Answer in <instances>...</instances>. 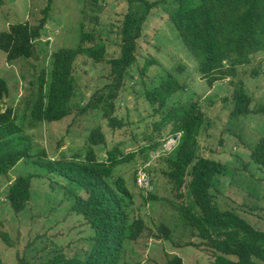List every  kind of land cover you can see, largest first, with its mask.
Returning <instances> with one entry per match:
<instances>
[{
  "label": "rangeland",
  "instance_id": "rangeland-1",
  "mask_svg": "<svg viewBox=\"0 0 264 264\" xmlns=\"http://www.w3.org/2000/svg\"><path fill=\"white\" fill-rule=\"evenodd\" d=\"M142 1L129 7L126 0H52L47 23L35 42L33 58L7 62L5 53L0 51V77L8 89L0 111L12 110V121L19 130L17 137L24 139L32 156L20 160L6 175L0 176V233L6 234L12 245H6L0 238L1 263L13 264L17 258L33 263L36 257L42 259L43 250H56L68 258L86 256L82 252L92 246L88 239L89 225L71 210L73 199L69 200L58 189L51 191L49 184L54 183L55 178L51 181V176L34 162L45 163L47 159L53 161L60 156L73 161L77 154L81 156L78 160L84 157V162L85 142L90 131L99 127L108 149L118 147L126 156L134 153L130 161L120 165L115 176L123 178L131 194V199L126 200L130 221L141 219L145 226L137 241L127 240L122 246L118 264H164L168 256L174 255L184 264H212L211 253L183 214L185 204L192 207L194 213H198V209L187 191L183 201L178 197L173 181L167 176L168 160L175 158L182 133L171 131L170 126L156 132L151 125L158 118L152 114L150 102L145 100L150 84L168 72L188 87L173 102L192 99L204 113L197 156L223 165L222 174L213 179L210 197L221 211L231 210L255 230L264 232V168L250 159L258 141L264 139V113H261L264 53L253 55L250 64L237 68L233 79L210 85L198 74L189 55L174 43L176 38L167 13L177 7V0ZM46 4L47 0H1L0 33L7 32L12 24L37 25ZM128 10L136 18L146 17L137 42V64L128 70V78L113 81L106 62L94 63L79 57L73 67L74 93L69 116L60 122H33L39 77L45 76L47 90L52 55L59 49L76 48L84 32L94 34L105 44L106 60L118 58L123 18ZM145 59L158 64L142 74ZM232 81L241 82L254 113L240 117L231 115ZM94 93L96 99L92 98ZM87 102L97 107L96 111L90 107L85 115H77ZM110 108L113 116L124 123L114 130L108 128L102 116ZM153 142L158 143L156 148L150 147ZM96 152L104 156V152ZM140 169L152 180L149 193L136 185V172ZM35 172L42 177L32 180L31 200L24 213L15 215L5 201L8 188L17 177ZM162 225L170 230L168 239L161 236ZM49 258L45 257L44 262Z\"/></svg>",
  "mask_w": 264,
  "mask_h": 264
},
{
  "label": "trees",
  "instance_id": "trees-1",
  "mask_svg": "<svg viewBox=\"0 0 264 264\" xmlns=\"http://www.w3.org/2000/svg\"><path fill=\"white\" fill-rule=\"evenodd\" d=\"M51 1L47 0L37 25L28 22L12 24L7 32L0 33V51L5 53L7 62L34 57L35 42L40 39L47 23ZM126 2L130 7L132 3L143 1ZM167 16L176 38L174 43L189 55L198 74L210 85L226 78L233 79L237 75V68L250 64L253 55L264 53V0H177V7ZM145 22V16L136 18L130 10L127 11L123 18L118 58L106 60L105 44L94 34L84 32H81L76 48L56 51L52 55L47 90L45 76L39 77L32 121L54 123L69 116L70 100L74 93L73 67L79 57L94 63L106 62L113 81L128 78V70L137 64V42L142 36ZM157 64L155 60L145 59L142 74ZM180 81L174 74L166 73L150 84L145 100L150 102L152 114L158 118L151 125L156 132L170 126L171 131L182 133L175 158L168 160L170 171L167 176L173 181L178 197L183 201L187 191L198 209V213H194L193 208L185 204L183 214L211 253L212 264H264V232L255 230L231 210L221 211L210 197L213 179L222 174L223 165L216 160L197 156V139L205 117L192 99L173 102L176 96L188 89ZM230 86L234 103L231 115L240 117L254 113L241 82L232 81ZM7 94V83L0 77V108ZM95 97L96 93L92 98ZM90 107L94 111L97 109L87 102L77 115H85ZM111 109L102 116L108 128L114 130L124 123L113 116ZM261 113H264V108ZM12 116L9 108L0 111V176L6 175L20 160L32 158L24 139L17 137L19 130ZM157 146V142L150 145L151 148ZM85 148L84 162V157L78 160L81 156L77 154L73 161L60 156L57 160L34 163L51 176V181L55 178L54 183L49 184L51 191L58 189L63 196L74 200L71 210L89 225L90 250L82 252L85 257L68 258L56 250L44 252L42 249V259L38 256L39 260L36 257L32 263V260L17 258L13 264H118L125 242L137 241L145 230L141 219L130 221L126 200L131 199V194L123 178L115 176L120 165L130 161L134 153L126 156L118 147L108 149L105 135L99 127L90 131ZM96 151L104 152V156H99ZM250 159L264 168V139L258 141ZM41 177L36 172L19 176L9 186L5 201L15 215L25 212L33 193L32 180ZM159 231L164 239H168V228L162 225ZM0 238L6 245L12 246L6 234L0 233ZM186 246L196 248L192 244ZM45 257H50L47 262H44ZM164 264L184 263L174 255L168 256Z\"/></svg>",
  "mask_w": 264,
  "mask_h": 264
},
{
  "label": "built area",
  "instance_id": "built-area-1",
  "mask_svg": "<svg viewBox=\"0 0 264 264\" xmlns=\"http://www.w3.org/2000/svg\"><path fill=\"white\" fill-rule=\"evenodd\" d=\"M136 185L145 193H149L151 191V180L149 175L144 170L140 169L136 172Z\"/></svg>",
  "mask_w": 264,
  "mask_h": 264
},
{
  "label": "clouds",
  "instance_id": "clouds-1",
  "mask_svg": "<svg viewBox=\"0 0 264 264\" xmlns=\"http://www.w3.org/2000/svg\"><path fill=\"white\" fill-rule=\"evenodd\" d=\"M135 180H136V178H135ZM151 186H152V183H151ZM140 190V189H139ZM142 191V190H141Z\"/></svg>",
  "mask_w": 264,
  "mask_h": 264
}]
</instances>
